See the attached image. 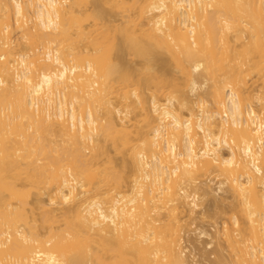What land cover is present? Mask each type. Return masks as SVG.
<instances>
[{"label": "bare ground", "instance_id": "obj_1", "mask_svg": "<svg viewBox=\"0 0 264 264\" xmlns=\"http://www.w3.org/2000/svg\"><path fill=\"white\" fill-rule=\"evenodd\" d=\"M197 214L264 264V0H0V264H194Z\"/></svg>", "mask_w": 264, "mask_h": 264}, {"label": "rangeland", "instance_id": "obj_2", "mask_svg": "<svg viewBox=\"0 0 264 264\" xmlns=\"http://www.w3.org/2000/svg\"><path fill=\"white\" fill-rule=\"evenodd\" d=\"M231 200H232V198L228 199V201H231ZM204 206H205L206 210L212 209V207H213L212 197L208 198V200L207 199L205 200ZM197 215L199 217H197V219H194L195 220L194 222L192 221L193 224L191 222V226L189 225L190 229H187L188 233L186 232V239L191 241V243L189 241H188V243H190L189 248L192 251L191 252L192 253L191 254L192 260L195 261L193 263L194 264H214V259H215L216 255H215V252H213V248L215 247V243L210 239L211 237H207V236H206V238L204 236L199 237L198 234L201 230H205V231L207 230L209 233L214 232L215 231L214 229L217 225L214 227V225H212V224H216V222H215L216 220L213 219V217L211 218V216H208V215H201V214H197ZM198 238L199 239L201 238V239L199 240ZM208 238H209V240H208ZM194 239H196V240L194 241ZM210 242H211V244H210ZM208 252H209V254H208ZM91 253H93V252H91ZM99 253H97L98 254L97 255L95 252V255H97L96 258H94L95 257V255H94L93 258L91 257L90 260L88 259L86 264H106L105 262H107V260H108L107 264L110 262L109 259H107V257L105 259V257H104L105 254L103 252H101L100 254ZM106 256H107V254H106ZM97 257L101 258V259H98ZM92 259L95 261H92ZM96 259H98V261L100 263L97 262ZM102 259H104V260H102Z\"/></svg>", "mask_w": 264, "mask_h": 264}]
</instances>
